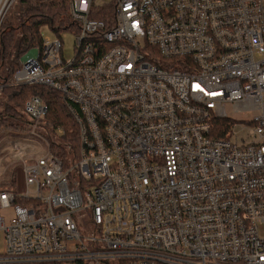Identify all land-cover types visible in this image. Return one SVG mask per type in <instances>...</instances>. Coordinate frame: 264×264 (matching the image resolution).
Segmentation results:
<instances>
[{
    "label": "built area",
    "instance_id": "obj_1",
    "mask_svg": "<svg viewBox=\"0 0 264 264\" xmlns=\"http://www.w3.org/2000/svg\"><path fill=\"white\" fill-rule=\"evenodd\" d=\"M69 5L0 83L69 115L32 96L0 133V264H264V0Z\"/></svg>",
    "mask_w": 264,
    "mask_h": 264
},
{
    "label": "trees",
    "instance_id": "obj_2",
    "mask_svg": "<svg viewBox=\"0 0 264 264\" xmlns=\"http://www.w3.org/2000/svg\"><path fill=\"white\" fill-rule=\"evenodd\" d=\"M71 0H18L0 28V83L9 82L21 67L20 61L31 49L42 43L43 27L63 31L70 26L69 9ZM7 82V83H8ZM0 98V133L18 126L19 111L32 96H39L49 106L47 116L55 126L67 127L69 115L60 96L39 86L11 87L2 92ZM227 126L228 121L214 122V136L222 137L217 126ZM9 173L8 177H13ZM1 181L4 180H0Z\"/></svg>",
    "mask_w": 264,
    "mask_h": 264
},
{
    "label": "rangeland",
    "instance_id": "obj_3",
    "mask_svg": "<svg viewBox=\"0 0 264 264\" xmlns=\"http://www.w3.org/2000/svg\"><path fill=\"white\" fill-rule=\"evenodd\" d=\"M42 34L44 35L45 38H48V39H55L56 37V34L54 33L53 30H51V28L49 27H44L43 30H42ZM73 42H74V35L71 34L70 32H67L65 33V37L63 38V48H64V53H65V56L71 58L73 57L74 55V48H73ZM227 113L233 117H241V115L237 114V113H232V108H228V111ZM238 131H240L238 129ZM14 160H12L11 158H7L5 161H4V165L5 166H8L9 165V170L11 173V171H13L14 169L18 168L20 166L19 163L17 162H13ZM11 217V213L8 212L6 214V219ZM83 232H87L88 233V230H83Z\"/></svg>",
    "mask_w": 264,
    "mask_h": 264
}]
</instances>
